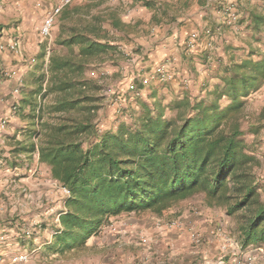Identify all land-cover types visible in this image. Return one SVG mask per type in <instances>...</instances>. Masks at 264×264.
Wrapping results in <instances>:
<instances>
[{
    "label": "trees",
    "instance_id": "1",
    "mask_svg": "<svg viewBox=\"0 0 264 264\" xmlns=\"http://www.w3.org/2000/svg\"><path fill=\"white\" fill-rule=\"evenodd\" d=\"M101 1L63 7L54 39L48 42L51 31L38 41L20 81L14 111L20 126L8 136L9 155L45 168L68 191L42 258L64 262L95 253L110 220L164 217L199 198L223 213L239 244L255 247L264 264L258 146L264 107L257 117L246 110L264 87V52L231 61L216 81L107 96L99 78L88 76L114 60L104 24L124 34L134 27L113 9H98ZM254 22L264 28V17Z\"/></svg>",
    "mask_w": 264,
    "mask_h": 264
},
{
    "label": "crops",
    "instance_id": "2",
    "mask_svg": "<svg viewBox=\"0 0 264 264\" xmlns=\"http://www.w3.org/2000/svg\"><path fill=\"white\" fill-rule=\"evenodd\" d=\"M37 1H43V5L38 7ZM55 2L56 0H0V43L7 44L12 39H17L21 50L20 54L9 50L0 52V121L2 119L7 121L4 127L0 126V197L7 194L8 185L15 184L17 179H22L18 178L20 175L24 172L31 174L35 169L34 165H28V160L17 162L9 155L8 136L20 126V120L11 110V106L19 98L20 81L28 70L27 61L29 64L38 50L36 43L38 27L45 11ZM122 2H127L131 7L126 13L125 9L120 11ZM227 5L238 14L234 25L225 23L227 14L223 13V8ZM99 7L113 9L123 22L134 27L132 31L134 37L130 40H127L122 32L120 36L110 32L113 36L112 43L117 49L114 53L117 63L119 62L116 56L123 54L125 50L118 43L123 39L129 41L125 50V55L129 56L125 61L129 62H125L123 66L126 70L130 69L132 75L137 76L138 79L155 66L166 64L176 80L188 77L190 84L195 83L200 77L205 81H216V76L221 72L222 67L231 61L246 58L249 52H264L262 50L264 28H258L254 22L256 16L264 17V0H105L101 1ZM108 26L106 25V28ZM206 29H210L211 32L207 34ZM192 35H196V46L193 50H189L186 43ZM7 72H15V74L7 76L5 74ZM161 83L153 80L150 86L153 90H158ZM144 88V86L140 87V90ZM262 166L261 164L260 171L264 175ZM29 180L31 175L28 183ZM28 188L32 189L30 186ZM34 189L39 190L37 187ZM49 191L45 190V193L52 198L53 193ZM32 207L31 218L36 216L38 219V210ZM194 207L198 212L194 213ZM61 208L62 205H59L55 209L56 213L49 219L44 216L43 222L32 227V234L26 237H24V227L21 226L23 224L13 223L15 239L22 242L19 249L29 257L26 263L20 264H35L36 257L39 262L47 263L39 253L44 252L43 247L50 243L49 240L57 224V213ZM171 213L173 215L168 217H180L185 225L190 223L199 229L204 235L203 242L200 245H191L185 228L157 229L153 224L154 216L137 218L130 215L119 217L128 222V227L122 233L119 231L116 238L109 239L108 242H100L99 247L95 248L97 249L95 253H83L64 262L50 261V263L104 264L103 259L106 256L119 261L121 256L126 255L128 261L122 264H198L201 257L207 255L215 257L216 253H219V250L217 251L219 241L212 235L211 228L215 224H221L219 216H222L221 219L225 223L221 211L208 209L202 205L199 198H192ZM3 222L0 220V232L5 228ZM182 230L184 234H181ZM138 231L145 232L149 236L150 241L146 247L136 244ZM235 234L233 232V235ZM3 237L2 239L0 235V258L7 259L10 250H7L6 236ZM235 238L237 239L236 235ZM102 243L104 245H101ZM195 248L197 249L194 250ZM238 252L231 248L228 252L221 253L220 257L223 256V260L219 259L216 263L235 264V259L242 257L236 255ZM0 264L12 263L8 260L5 263L1 261Z\"/></svg>",
    "mask_w": 264,
    "mask_h": 264
},
{
    "label": "rangeland",
    "instance_id": "3",
    "mask_svg": "<svg viewBox=\"0 0 264 264\" xmlns=\"http://www.w3.org/2000/svg\"><path fill=\"white\" fill-rule=\"evenodd\" d=\"M102 1H105V0H102ZM41 2L43 3V1H41ZM75 2H79V0L73 1L72 4ZM121 6L119 7L120 11H123L125 9V13L128 10V8L129 9L131 8L128 6L127 2L126 3L122 2ZM98 9H103V8L98 7ZM104 25L106 28V25H108V24L105 23ZM106 30H108V34L110 37H113L112 33L117 35V36H120L119 34H121V32H116V30L110 28L109 26L106 28ZM56 32H57V24H56L55 28L52 30L50 37L47 38L48 42H50L54 39ZM129 34L130 35H126V34L124 35L127 40H130L134 37V36H132L133 32L129 33ZM36 41H37L36 43H38V41H39L38 32H36ZM121 41H120L121 43H118V44L120 45V47L123 50L124 49L126 50V45H129V41H124V39ZM37 45L40 46L41 44H37ZM262 46H263L262 50H264V39L262 41ZM125 50H124V52H122L123 54L120 53V54H118V56H116L118 58L119 63H117L115 61V59H114L115 62L114 61L112 62L110 60H106V61L101 62L100 67L98 68L99 72L103 71V73H105L102 75L100 74V78H99L101 80V82L103 83L104 87L107 88L109 86L112 88V93L106 94L107 96L113 95L114 93L117 94V92H121L123 94H125V93L130 94L127 90V86L129 84V82H131L133 79H135L134 82L137 84V86L139 88L143 87V86H141L138 77L133 76L132 71L130 69L126 70V67L123 66L125 62H129V61H125L126 59H129V56L125 55V52H126ZM88 76H89V74H88ZM89 77H91V76H89ZM204 78H206V77H204ZM189 81L190 80L188 77H184V78L181 77L180 80H178V79L176 80V78L173 77L170 81L165 82V83H161L162 85H160V87L158 88V91L159 92H166L167 89H169L170 87L176 88L177 83H175V82H180V85L190 86L193 84V82H191V84H190ZM202 81H205V80H202V78L200 77V78H198V80L196 79L195 83L200 84ZM144 87L145 88L142 90V93H144L146 95L147 93L150 92L149 91L150 90V83L148 85H145ZM255 94L256 95L251 96L247 100V103H246V110L248 113L251 114V117H253V116L257 117L259 112L261 111L262 107H264V87H262ZM258 146H259L260 154L262 156V159H261L262 165H263L262 167L264 169V117L262 120V125L260 127ZM30 175H31V180H29L30 183H28V179L30 178ZM13 177H15V176H13ZM20 177L22 179L21 180L17 179L15 184L12 183V184L8 185V187L6 186L7 187L6 188L7 194H4L0 197V214L2 215L0 220L4 221L3 226L5 227L4 231L0 232V235L2 236V239L4 238L3 236H6V239L8 240V244H7L8 249L7 250H10V252L7 254V259H5V258L1 259L0 258V263H1V261L3 263H5L8 260H9V263H11V257L16 255V254L21 253L19 246L22 245V242L17 241V239H15V235L13 234V223L14 224L18 223V222L22 223L23 225H21V226L24 227V231L28 228L32 230V227H35V225H38V223L43 222L44 216L46 217V219L51 218L52 215L54 213H56L55 209L58 208L59 205L61 206L63 204V196L58 191L57 187L49 179L48 172L46 171L45 168H41L40 171H37L36 169H34L31 174L28 172H24V174L20 175L18 178H20ZM28 186H30L32 189H29ZM36 187L39 190H35L34 188H36ZM45 190H50L49 193H53L52 198H49V196H47L48 194L45 193ZM37 191H38V193H36ZM263 197H264V194H263ZM32 206H34V210H38L37 211L39 213L38 219L36 218V216L31 218V216L33 214L32 213L33 212ZM192 206H194V205H192ZM29 215H30V217H29ZM169 215H173V213H171ZM168 216L164 217V218H170ZM221 218H222V216L221 217L219 216V220H220L221 224L213 225V223H212L211 225H213V228H211V229H214V228L220 226V227H222V229H224V231L227 235L234 238L235 235H233L232 227L228 224V222L224 223V221H222ZM125 222H126V220H124L122 218H114V219L110 220L108 222V225L106 224L107 227L103 228L104 231H102L100 233V235L97 236L96 239H98V241H100V242H102V241L108 242L109 239L116 238V236L119 235V231L122 233V227H123V224ZM111 223L114 227H116L115 231H112L111 229H109L110 228L109 225ZM126 223H127L126 226L128 227V222H126ZM182 231H180L181 234H184V230H182ZM139 232L140 231H138L137 234H139ZM183 236H185V235H183ZM187 236H188V233H187ZM24 237H26L25 234H24ZM188 239H189V237H188ZM216 240H218V238H216ZM104 243H102L101 245H104ZM190 244L194 245L191 242H190ZM196 249L197 248H195L194 250H196ZM218 250H219V253L218 254L216 253L215 257H208V255L205 257H201L200 261H198L199 262L198 264H217L216 262L220 259V255H221L219 244H218L217 251ZM244 254H246V255L251 254L252 256L255 257V264H259L257 262L256 257L260 254V252H258L257 249H255V247H252V246L243 247L242 250L240 252H238L236 255L239 256V255H244ZM39 255H42V254L39 253ZM209 256H212V255H209ZM126 257H127L126 255L121 256L120 260L118 261L115 259L112 260L109 256H106L103 260H104V264H122L123 262L128 261L126 259ZM129 258H131V257H129ZM28 260H29V257H27L26 261L18 262V263H12V264L26 263ZM134 260H135V258H134ZM237 260H238V258L235 259V264H238ZM45 261L47 262L45 264H51L50 260H45ZM34 262H35V264H43V263L38 261V257H36V260H34ZM54 264H56V263H54Z\"/></svg>",
    "mask_w": 264,
    "mask_h": 264
},
{
    "label": "built area",
    "instance_id": "4",
    "mask_svg": "<svg viewBox=\"0 0 264 264\" xmlns=\"http://www.w3.org/2000/svg\"><path fill=\"white\" fill-rule=\"evenodd\" d=\"M73 1L75 0H56L55 4L51 5V7H49L45 11L42 21L38 27L39 42L50 35L55 25L56 19L58 15L60 14L61 10L63 9V7L72 4ZM36 5L40 7L42 5V2L37 1ZM223 13L227 14L226 19H225L226 24L234 25L237 22L238 14L235 13V11L231 9L230 5H227L223 8ZM205 32L209 34L211 31L210 29H206ZM186 46H187V49L189 50H193L195 48L196 35L191 36V38L187 41ZM4 50H9L14 53L20 54L21 50H20L19 41L17 39H12L7 44L0 43V52ZM33 62H34V57L30 59V63H33ZM5 74L7 76H10V75L15 74V72H9V73L7 72ZM88 74L89 76L93 78H96V77L100 78V74L102 75L105 73H103V71L99 72L98 69H92L88 72ZM174 76L175 75L173 74L172 70L170 69L168 65L161 64V65L155 66L148 72L143 73L139 78V82L142 86L148 85L153 80H158L162 83H165V82L170 81ZM99 81L101 82L100 79ZM127 90L130 91V93H132L134 96H141L142 94L140 88H138L134 80L129 82L127 86ZM104 93L105 94L112 93V88L108 86L107 88L104 89ZM16 106H17L16 103H14L11 106V110L13 112L16 110ZM6 123H7L6 119H2L0 121V126L4 127ZM56 187L62 196L67 195L68 193L67 189L59 187V186H56ZM196 212H198V209L194 207V213ZM126 222L123 224L122 232L127 227ZM153 224L157 229L171 230V229L185 228L188 233L190 242L194 245H200L204 240V235L199 229H197L190 223H188V225H185L186 223H184L180 217H171V218L155 217L153 220ZM109 226H110L109 229H111L112 231L116 230V227H114L112 223ZM211 233L215 238H218L219 248H220L221 253L228 252L231 248H234L235 250L237 249V251L242 250L243 247L241 246V244H239V242L236 239L227 235L224 229H222V227L218 226L212 229ZM24 234L26 236H29L32 234V230L28 228L24 231ZM149 241H150V238L145 233L139 232V234L136 235V244L138 245L146 246L149 243ZM242 256L243 257L238 258L237 260L238 264H255V257L252 256L251 254H248V255L244 254ZM27 257L28 256L26 253L16 254L11 257V263H18V262L26 261ZM220 260L221 261L223 260V256L220 257Z\"/></svg>",
    "mask_w": 264,
    "mask_h": 264
}]
</instances>
